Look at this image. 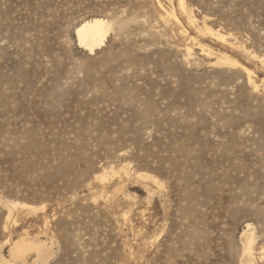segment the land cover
I'll return each mask as SVG.
<instances>
[{
  "label": "rangeland",
  "instance_id": "obj_1",
  "mask_svg": "<svg viewBox=\"0 0 264 264\" xmlns=\"http://www.w3.org/2000/svg\"><path fill=\"white\" fill-rule=\"evenodd\" d=\"M177 1L0 0V264H264V0Z\"/></svg>",
  "mask_w": 264,
  "mask_h": 264
},
{
  "label": "bare ground",
  "instance_id": "obj_2",
  "mask_svg": "<svg viewBox=\"0 0 264 264\" xmlns=\"http://www.w3.org/2000/svg\"><path fill=\"white\" fill-rule=\"evenodd\" d=\"M156 1L158 3V6L160 7V9L162 10V12H160V14H159L160 18L162 20L167 21L170 19H174L176 21V23L178 22L177 24L180 23L181 20H179L177 14L174 11L175 10L174 8L167 9L164 7L161 0H156ZM177 3H178V9L183 14V16H185V19L188 23V26L194 27L196 25V23H198L197 18L194 14V11H192L191 7H189V4H187L186 0H178ZM114 27L115 26H114L113 22L107 18H104V17H97L96 16V17H92L90 19L84 20L79 26H77V29H76V35H77L78 43L80 45H82L83 47H85L88 51L92 52L101 46V44L104 42L106 35L109 33V31L114 30ZM181 29L185 30V28L184 29L181 28ZM197 31L200 32L199 33L200 35H201V33L202 34H208V35L214 37V39L216 38L220 42H223V43L228 42L229 34H226V32L223 33L220 30L211 27L210 25H208L206 23L205 18L203 20V25L202 26L198 25ZM230 36H231V34H230ZM187 38H189L191 43L193 41L196 44V46L198 45L203 52H206L207 54L213 56L215 58L216 63H229V64H233V65H238L240 67V69L247 75L248 82L252 87L258 88L260 86L259 83H257L255 81V79L253 78V76L255 75L253 73V71L250 68H248L246 65L239 62L237 59L233 58L232 56H230L226 52H215V51H213L212 48H210L207 45L198 41L197 37L189 35ZM231 42H232L231 44H233V41H231ZM234 44H236V43H234ZM191 45L192 44L187 46L188 54H191ZM238 46L240 48L242 47L244 49V52L249 54L251 59L252 58L256 59L261 64L264 65V57H262L256 53H252V52L250 53L245 47H243V45L242 46L238 45ZM259 81H260V84L264 87V77H262ZM145 173H140V174L138 173V174L140 177H142L144 179H152V180H154V182H157V180L154 178V176H151V175H148ZM99 178L104 180L107 178V176L105 174H101L99 176ZM13 204H15V203H13ZM16 205H20V206L26 207V208H32V206H29L28 204H24V203H18ZM16 205H15V207H16ZM9 217H10V215H9ZM243 235L245 238L244 249H243L244 257H246V260L248 261V263L251 264V263H253L252 250H253V242H254V233H253V229H252L250 223H247V226L243 232ZM31 248H32L31 244H28V243L23 241L16 246L15 252L19 253V254L26 255V253ZM34 248L39 252H47L48 254H50L49 248L43 244H38V245L34 246ZM51 253H53V252H51ZM9 262H11V261H9Z\"/></svg>",
  "mask_w": 264,
  "mask_h": 264
}]
</instances>
